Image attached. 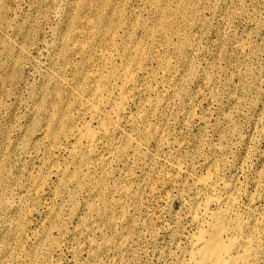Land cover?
Listing matches in <instances>:
<instances>
[{"label":"rangeland","instance_id":"374dc122","mask_svg":"<svg viewBox=\"0 0 264 264\" xmlns=\"http://www.w3.org/2000/svg\"><path fill=\"white\" fill-rule=\"evenodd\" d=\"M8 1L7 0H1L0 1V3H1V5H0V8H1L0 9V12H1L0 13V17H1L0 18V29H1L0 35L2 36V37L0 36V44H1L0 45V48H1L0 49V94H1L0 95V97H1L0 101H2L1 102L2 105L0 104V108H1L0 112L2 113V114H0V133H1L0 134V144L4 143L3 147H2V145H0L1 146L0 147V170L4 172V173L0 172V176H1L0 181H2L1 185H0L1 186L0 196L3 197V198H1V199H3V202L5 200L8 202L9 199H10V201L11 200L13 201L14 200L13 198L14 197L16 198L18 196L19 191H20V187L22 184H25V186L27 185L26 187L29 190H32L34 188V184H35L34 181L36 182L37 180H39V178H41V176L43 177V175L44 176L47 175L50 166L51 165L53 166L52 162H48L51 160L50 152H48L49 146H51V145H50L48 139L46 137H43L42 138L43 140H38V136L36 135V134H38L37 131L39 130V128L41 126L47 125V122H48L47 117H49V113H50V111H52L53 107L49 106L48 109L46 108V109L40 110L36 101L41 96H49L48 98H51V95L54 91V83H55V77H56L57 72H59L61 70H65V69L68 70L69 67L70 68L72 67V69H73L75 66L74 64L77 63L76 61H79V59H78V58H80L79 56L78 57L73 56L72 57V63H70V64H68V63L66 64L65 61H62L64 59V56H63L64 51L67 49L66 48L67 42H65L64 38H65L66 34H68L67 32H69L68 26L70 25V21L72 19L71 17H75L76 15H78V16H76L78 21H79V23L77 25H78L79 31H82L83 26L81 24H83V22L85 23L86 21L90 20L92 18V14H93L92 11H94V10H92V9H94V5L93 6L90 5V3L94 4V2H92L91 0H82V1L81 0H63V2H62V0H59V1L53 0L54 2L52 0H49V1L46 0L47 2L45 0H35V1L34 0H8ZM18 1H19V3H18ZM86 1L88 3H86ZM105 1L110 2L111 0H105ZM177 1L176 0H170L169 1V2H171V3H169L170 9L173 12H175V10L178 6ZM210 1L211 0H202V2H203L202 3L199 0L198 3L199 4L201 3L202 5L200 6L201 8L200 7L198 8V10H197L198 12H196V14L198 16V20L200 19L196 26L194 25L191 27V24L193 23L191 21L190 25L186 28L183 20H181L180 18L177 19V17L175 15H169L170 18L172 19V22H174L175 24L177 23V25L179 26L180 34L182 32H183L182 34L186 33L188 39H190V41L193 44L192 47L194 48V51L191 53V58H190L191 64H192L191 65L192 70L187 73L188 78L186 77L187 83L185 84V86L186 85L187 86L183 89L184 95L180 99L181 101L176 103V105L174 106V108L171 112V114H173V115H171L170 121L168 122V127H167L168 132H166V138H167V142L169 141V146H167L168 145V143H167V145L165 147H157L153 141H151V142L149 141V143L148 142L146 143L145 149L147 152L153 154V156H154L153 163H151L150 166L142 169L144 166L142 165L141 161L133 158L134 161L132 160V164H130L131 165L130 167H132V171L134 172L135 177H136L135 182L136 181L137 182L135 184H137L139 182L138 184H141L142 188L140 189L139 199L137 202L138 204H136V209H134V211L132 213L131 243L129 244L130 246L127 248V251H125V253H124V256H123L124 262H122L121 264H185L183 259L185 258L186 251L189 248V243H190L191 237L195 234V232L197 230V226L192 225L193 223L189 219L190 207L195 203V201H196L195 199L198 197V193L200 190L198 187V184H196V183H197L199 178L205 177L207 174H209V171H210V174H213V179L215 180V182L219 186H222L224 184L228 185L229 183H230L229 185H231V186L236 185V188L238 189L237 191H238L240 204L243 207H247V206L251 205L253 210L261 215L260 222H262V223L259 224L260 225L259 227L261 230V238H262L261 240H262L263 244L261 247L262 249H260L261 257L259 260V264H264V0H212L211 2ZM77 2H79V3H77ZM127 2L124 3L125 8L127 9L126 10V16L132 17V24L135 23V21L137 20V17H138V19H145V18L147 19L149 17V14L147 12L148 10L145 7L146 4L144 3L145 2L144 0H136V1L135 0H130V1L128 0ZM80 3L82 5V7H81ZM84 3H85V5H84ZM7 4L8 5L11 4V5L8 6ZM57 5L60 7H58ZM50 6L53 9L55 7L56 10L55 9L51 10ZM2 7L5 9V11ZM46 8H47V10H46ZM90 8H91V10H90ZM131 8H133V10ZM41 9H43L46 12H44ZM11 10L13 13L11 12ZM135 10L136 11L138 10V11L136 12ZM21 11L24 12L25 14H23ZM40 11L41 12L43 11V12L41 13ZM16 12H17V14H16ZM84 12H85V14H84ZM222 13H226V14H222ZM59 14H61V15H59ZM64 14H65V16H63ZM11 15H12V17H11ZM58 15L60 16V18ZM147 15H148V17H147ZM89 16H90V18H89ZM13 17H14V19H13ZM78 17L81 19L79 20ZM87 18H89V19H87ZM203 18H205V19H203ZM26 19H28V20L26 21ZM37 19H38V21H37ZM54 19L56 21H54ZM83 19H86V20L84 21ZM43 20H45V21H43ZM50 20H52V21H50ZM64 20H66V21H64ZM81 20H83V21H81ZM18 21L20 22V24ZM24 21L27 22L26 25H25ZM133 21H134V23H133ZM11 22H13V23L11 24ZM57 22L59 24H57ZM3 23L4 24L6 23V24L4 25ZM8 23H10V25ZM15 24H16V26H15ZM181 24H183V25H181ZM229 24L232 26H230ZM40 25H41V27H40ZM42 25L45 26V28ZM11 26L12 27L15 26V27L12 28ZM33 26H35V27H33ZM49 26H50V28H49ZM55 26L57 27V29L55 28ZM9 27H11V28L9 29ZM19 27H21V28H19ZM31 27H33L35 29V31ZM40 28L42 31L40 30ZM62 28L64 31L62 30ZM193 28L194 29L196 28V29L194 30ZM3 29H4V31H3ZM61 30L63 33L61 32ZM229 30H231V31L228 32ZM27 32H29V33H27ZM50 32H52V33L50 34ZM64 32H65V34H64ZM225 32H226V34H225ZM141 33H142L141 31H137L136 35L138 37H140V36H142ZM61 34H63V35H61ZM196 34H198L197 37L195 36ZM31 36H33V37H31ZM36 36H38V37H36ZM3 37H4V39H3ZM28 37H30V38H28ZM62 37H64V38H62ZM33 38H35V43H33L34 42ZM36 38H38V39H36ZM171 38H172L173 43L178 42L177 36H171ZM5 39L6 40L8 39V40L6 41ZM59 39H61V40L59 41ZM62 40H64V41H62ZM158 40L160 42L162 40V37H159ZM55 41H57V42H55ZM31 42H32V44H31ZM52 42H53V44H52ZM243 42H244V44H242ZM47 43L50 45V47ZM19 44H20V46H19ZM26 44H28V46ZM70 44H72V43H70ZM21 45H23V46H21ZM6 46L9 47L10 49L7 48ZM12 46H14V47H12ZM11 47L14 50L13 49L11 50ZM54 48H55V50H54ZM34 49H35V51H34ZM37 49L39 51H37ZM204 50H206V51H204ZM2 51H3V53H1ZM5 52H6V54H5ZM9 52H10V55H9ZM38 52L43 54V55L40 54L41 55L40 56ZM55 52H56V54H55ZM13 53H14V55H13ZM18 55H19V57H18ZM20 55L22 58L20 57ZM45 56L50 58V59L51 58H53V59L50 60V59L46 58ZM9 57H10V60H9ZM20 58L23 59V62ZM203 58L205 60H203ZM35 59L36 60L40 59V60L36 62ZM19 60H20L21 64H20ZM59 60H61V62ZM6 61H7V63H6ZM29 61H30V63H29ZM192 61H193V63H192ZM2 62H4L5 65ZM1 63H2V65H1ZM40 63H41V65H40ZM213 64H214V66H213ZM199 65H201V66H199ZM53 66H55V67H53ZM63 67H64V69H63ZM25 68H26V70H25ZM19 69H21L22 72ZM17 70H18V72H16ZM39 70H40V72H39ZM7 71H10L11 73L12 72L13 73L15 72V73L11 74L10 72H7ZM55 72H56V74H54ZM205 72H206V74L211 73L212 77L215 76V77H213V80H214L213 82L215 84L212 87H207L205 81H203L204 76L206 75ZM8 73H10L9 74L10 77H9ZM41 73H43V74H41ZM5 74H6V76H5ZM45 75H46V77H45ZM52 75H53V77H52ZM216 75H217V77H216ZM13 76L15 79L13 78ZM24 76H26V78ZM3 77H5V78H3ZM17 77L18 78L20 77L22 81L20 80V78L18 79ZM48 77L52 78V80H50L51 83L49 82V84L51 86L50 85L47 86V84H46ZM67 77H69V75ZM26 79H27V81H26ZM192 82H194V83H192ZM216 82H217V84H216ZM1 83L3 85L6 84V86H8V87L6 88L5 85L2 86ZM14 84L16 86H14ZM33 85H36V86H33ZM43 85H45V86H43ZM19 86H20V88H19ZM41 88H44V89H41ZM19 89L23 90V91H20ZM47 89L50 91L48 92ZM26 90H27V92H26ZM40 90H42V91L40 92ZM14 91H15L16 95L14 94ZM21 92L24 95L21 94ZM18 93H20V94H18ZM8 96H9V98H8ZM36 96H38V97H36ZM35 98H37V100ZM145 98H151V97L146 96ZM16 100H17V102H16ZM26 100H27V102H25ZM190 101H191V103H190ZM3 102L4 103L6 102V103L4 104ZM23 102H25V103H23ZM140 103H141V101L139 103L138 102L132 103V112H136L138 110ZM9 104L14 105L15 107L12 105H9ZM32 104L33 105L35 104V105L33 106ZM34 107H35V110H34ZM186 108H187V110H185ZM196 108H199V109H196ZM37 109H38V111L36 113ZM12 110H13V112H12ZM193 111H194V114L195 113H197V114L194 115ZM7 113H9V114H7ZM181 113H183V115ZM2 115H4V116L1 118ZM230 115L233 117H231ZM17 116L18 117L20 116V117L17 118ZM21 117H23V118H21ZM40 117H42V118H40ZM203 118L205 121L203 120ZM227 118H230V121H227ZM24 119H25V122L27 123L26 124L27 126H25ZM18 120L21 122L19 123ZM10 121H11V124H10ZM156 123H157V121L153 118H151L149 120V124L152 127L155 126ZM172 123H173V125H172ZM2 124H4V125L2 126ZM5 124H7V125H5ZM16 124H18V125H16ZM29 126L31 129H29ZM7 129L8 130L11 129L10 130L11 132L8 131ZM23 129L25 131L27 130L28 133H27V131L25 132ZM124 129L130 130V127L126 125ZM6 131H7V133H6ZM20 134H22V135H20ZM133 134H135V133L133 132ZM168 135H170V136H168ZM22 136H25L24 138H26V139H24ZM21 138H22V140H21ZM8 140H9L10 144H9ZM14 140H15V142H14ZM23 140H25V141H23ZM44 140L46 141V143ZM35 141L36 142L40 141V142L38 144H35L36 143ZM18 142H19V145H18ZM47 143H48V145H47ZM40 144H41V146H38ZM179 145L181 148L179 147ZM12 148H14V150ZM220 148H221V150L219 151ZM40 149H42V150H40ZM31 152H33V153L30 154ZM35 152H37V154L34 155ZM172 152L175 154H173ZM10 153H11V156H9ZM43 154H44V157H43ZM13 155H15L16 157L15 156L13 157ZM60 155H61L60 161L62 163L68 159V156H67L68 154L66 152H62ZM47 156H49V157H47ZM183 157H184V159H183ZM179 158H181L180 162H179ZM25 161H26V163H25ZM44 161H45V163L47 161V163L44 164ZM3 162L5 164H3ZM114 162H113L114 164L113 163L112 164H113V169L115 171L123 169L122 163H117L116 161H114ZM159 162H161L162 164H160ZM171 162H172V164H171ZM178 162L182 166L185 165L184 167H186L187 172L179 173L177 171L176 166L179 165ZM211 164H212V166H211ZM5 165H6V167H5ZM209 167H211V168H209ZM161 168H162V170H161ZM213 168H218V169L220 168V169L214 171ZM28 169H29V171H28ZM167 169L170 171H168ZM190 170H192V171H190ZM6 173H8V174H6ZM28 173H29V175H28ZM157 173H158V175H157ZM216 174H217V176H216ZM11 175H12V177H11ZM179 175H181V177ZM148 176H150V177H148ZM29 177H31V178H29ZM4 178H6V179H4ZM123 178L111 177V179L109 181V186L113 187L116 184L117 185H123V184L129 185V183L123 181ZM187 178H189L190 180L189 179L187 180ZM9 179H11V180H9ZM218 180H219V182H218ZM51 181L52 182L49 185L45 186V188H44L45 190H43L41 196L37 199V201H36L37 203L35 204V206L33 207L32 211H31L32 215H31V213L27 214L26 218L24 220H22V223L19 225V227H16L18 225V223H17V216L15 213H13V212H5L4 213L3 212L2 217L3 216L4 217L0 219V221H1L0 223L6 224L7 232L6 231L2 232L0 230V249H2L1 247L4 248V246L7 248H11V249H9L11 252L10 259H9L10 264H12L13 262H14L13 264H28L29 254L32 255L35 253V250L39 245L38 240L40 238H43V240L41 242V247H39V249H41V250H40V253H38V255L40 256L39 257L40 262L35 263V264H46V262H47V264H59V263L60 264H85V263L86 264H103V263L104 264H113V262L115 260L113 258H117V256L115 254H113L114 251H112V250L106 251L101 255V257H100L101 260L100 259L95 260L92 257L91 246H90L89 240L93 238V240L100 243V242H102L103 238H109L110 237L111 239H113L114 237L118 236L119 233L123 232L125 230V228H123V227H117L116 228L114 226H112V228H111V226H107V225L102 226L100 221H98V219L95 218V216L90 215L86 211L87 202L88 201L91 202L92 199L89 200L85 193H84L85 195L83 193H78L74 206L67 199H65L62 202L59 198H55L56 195L54 193H55V190H57L58 181H57V178L55 176H53ZM121 181H122V183H121ZM258 181H259V183H258ZM6 182H7V184H6ZM12 182H13V184H12ZM4 183L6 186L4 185ZM16 183H17V185H16ZM168 183H171V184H168ZM9 185H11L12 187H10ZM16 186H17V188H16ZM2 187H4V188L6 187L8 190L10 188L11 191L10 190L8 191V190H6V188L4 189ZM13 187H14V190L12 189ZM154 187H155V189H154ZM152 189H154V190H152ZM6 191L8 193H10L11 195L10 194L8 195ZM153 191H155V192H153ZM46 192H48L49 194L48 193L46 194ZM183 192L186 194L184 195ZM151 193H154V195ZM1 194H3V195H1ZM5 195H6V197L7 196L8 197L6 198ZM107 198H109L108 201H113V199L115 197H113L112 195L109 194L107 196ZM57 200H58V202H57ZM252 200H253V202H252ZM10 201L8 203H10ZM39 201H40V203H39ZM93 201H94L93 203L98 202V200L95 198L93 199ZM190 201H191V203H190ZM192 202H194V203H192ZM49 204L54 205L60 214V216H59L60 218H56V220H54V222H53V227H50V228H48V226H49L48 223L50 221H52L54 217H50L47 214L46 206ZM73 208H76L75 211L78 212V214H79V217H76V219L72 215V209ZM212 209H213V206H212ZM61 210H62V212H61ZM113 210H114V208H113ZM118 211H119V209H116L115 212L113 214H110V215L111 216H117ZM150 214H152V216ZM69 216H70V218H69ZM147 216H149V217H147ZM246 216H248V214H246ZM88 217H89V219H88ZM7 218H8V220H6ZM12 218H14V220ZM84 218L86 220H88L90 228L93 229V233H91L90 235H87V230H82L83 232H81V233H77V234L75 233L77 231L76 229L81 227V219H84ZM11 219L14 222H12ZM44 219H45V221H44ZM252 219H254V218H252ZM91 220H93V221H91ZM10 224H12L14 226H12ZM78 224H80V225H78ZM10 226H12L11 230H10ZM99 226H100V228H99ZM102 228H104L103 229L104 232H102V230H101ZM46 230L48 232L47 237L45 236ZM51 230H53V231H51ZM5 234H6V237L4 236ZM67 236L69 238H67ZM22 238H23V240H22ZM35 238H36V240H35ZM2 239H4V240H2ZM5 242L7 243V245ZM23 242H25V243H23ZM9 244H11V247ZM62 244H63V246H62ZM23 247L25 250L22 249ZM56 248L58 251L56 250ZM85 251H86V253H85ZM1 255H2V250H0V258H2ZM21 255L23 257H21ZM24 255H26V257ZM78 259H79V261H78L79 263L76 261ZM99 261H100V263H99ZM181 262H183V263H181Z\"/></svg>","mask_w":264,"mask_h":264},{"label":"bare ground","instance_id":"6f19581e","mask_svg":"<svg viewBox=\"0 0 264 264\" xmlns=\"http://www.w3.org/2000/svg\"><path fill=\"white\" fill-rule=\"evenodd\" d=\"M91 1L94 2V4L90 3V5H92V6L94 5V9H92L94 11H92L93 12L92 18L90 20L86 21L85 23L83 22V24H81L83 26V30L79 31V29H78L77 24L79 23V21L76 17L78 15H76L75 17L70 16L72 19L70 21V25L68 26L69 32L66 31L68 34H66L65 38L62 37L65 39V42H67V45H66L67 49L64 51V55L62 54L64 56V59L62 61H65L66 64L67 63L70 64V63H72V57L73 56H77V57L79 56L80 57V58H78L79 61H76L77 63L74 64L75 66L73 69H72V67L71 68L69 67L68 70L67 69L61 70L62 69L61 68L60 69L61 71L57 72V74H56V72L54 73V74H56V77L54 76L55 77L54 91L51 95V98H48L49 96H41L40 98H38V100H37V98H35L37 100L36 102H37V105L39 106L40 110L46 109V108L48 109L49 106L53 107L52 111H50V113H49V117H47L48 118L47 125L41 126L39 128V130L37 131L38 134H36L38 136V140H43L42 139L43 137H46L48 139V141L51 145V146H49L48 152H50L51 160H52V161L50 160L48 162H52L53 166L52 165L50 166L47 175H45V176L43 175V177L41 176V178L38 177L39 180L36 179L37 181L36 182L34 181L35 184H34V188L33 189L31 188L32 190H29L26 187L27 185L25 186V184H22L20 187V191H19L18 196L16 198L14 197L13 201L12 200L10 201V199L8 198L10 203H8L9 201L7 202L6 200L3 202V199H1L3 197L0 196V219L4 217V216L2 217L3 212L4 213L5 212H13L17 216L18 225L16 227H19V225L22 223V220H24L26 218L27 214L31 213L33 207L37 203L36 202L37 199L41 196L43 190H45L44 189L45 186L49 185L52 182L51 180H52L53 176H55L57 178V181H58V183H57L58 187L54 193L56 195L55 198H59L62 202L65 199H67L74 206L78 193H83V194L85 193L89 200L92 199L91 202H89V201L87 202L86 211L90 215L95 216V218H97L98 221H100L102 226L107 225V226H111V228H112V226H114L116 228L117 227L125 228V230L123 232L119 233L118 236L114 237L113 239H111L110 237L109 238H103L102 242H100V243L93 240V238L89 240V243L91 246L92 257L95 260L100 259L101 255L104 252L112 250V251H114L113 254H115L117 256V258H113V259H115L113 264H121L122 262H124L123 261L124 260L123 259L124 253H125V251H127V248L130 246L129 244L131 243L132 213H133L134 209H136V204H138L137 202L139 199L140 189L142 188L141 184H138L139 182L137 184H135L137 181L135 182L136 177H135L134 172L132 171V167H130L131 166L130 164H132L133 158L141 161L142 165L144 166L142 169L150 166L151 163H153V160H154L153 154L147 152L145 149L146 143L147 142L149 143V141L150 142L153 141L157 147H165L167 145V143H168L167 146H169V141L167 142V138H166V132H168L167 131L168 122L170 121L171 115H173V114H171V112H172L174 106L176 105V103L181 101L180 99L184 95L183 89L187 86V85L185 86V84L187 83V79H186L187 73L192 70V67H191L192 64H191L190 58H191V53L194 51V48L192 47L193 44L190 41V39H188L186 33L182 34L183 33L182 32L180 34L179 26L177 25V23L175 24L174 22H172V19L170 18L169 15H175L177 17V19L180 18L181 20H183L186 28L190 25L191 21L193 22L191 24V27L194 25L196 26L200 20V19L198 20V16H197L196 12H198L197 10L202 4L198 3L199 0H178V1L176 0L178 2V6H177L175 12H173L169 6V3H171V2H169L170 0H144L145 1L144 3L146 4L145 7L148 10L147 12L149 14V17H148V15H147V17H148L147 19L146 18L145 19H138V17H137V20L135 21V23L133 21L134 24H132V17L126 16V10L127 9L124 6V3H126L128 0H111L110 2H106L105 0H91ZM200 1L202 2V0H200ZM62 2H63V0H62ZM18 3H19V1H18ZM77 3H79V2H77ZM86 3H88V2L86 1ZM0 5H1V3H0ZM10 5H8V6H10ZM80 5H81V3H80ZM84 5H85V3H84ZM58 7H60V6H58ZM81 7H82V5H81ZM43 9H41V10H43ZM50 9L52 10L53 8H51V6H50ZM54 9L56 10L55 7H54ZM131 9L133 10V8H131ZM46 10H47V8H46ZM90 10H91V8H90ZM4 11H5V9H4ZM11 12H12V10H11ZM44 12H46V11H44ZM22 13L25 14L24 12H22ZM16 14H17V12H16ZM84 14H85V12H84ZM222 14H226V13H222ZM59 15H61V14H59ZM63 16H65V14ZM11 17H12V15H11ZM59 18H60V16H59ZM89 18H90V16H89ZM89 18H87V19H89ZM13 19H14V17H13ZM55 19H54V21H56ZM80 19L81 18H79V20ZM203 19H205V18H203ZM27 20L28 19H26V21ZM83 20L85 21L86 19H83ZM83 20H81V21H83ZM37 21H38V19H37ZM43 21H45V20H43ZM50 21H52V20H50ZM64 21H66V20H64ZM12 23L13 22H11V24ZM8 24L10 25V23H8ZM19 24H20V22H19ZM26 24H27V22H25V25ZM57 24H59V23L57 22ZM181 25H183V24H181ZM15 26H16V24H15ZM15 26H13V27H15ZM50 26H49V28H50ZM230 26H232V25H230ZM11 27H9V29ZM33 27H35V26H33ZM33 27H31V28H33ZM40 27H41V25H40ZM43 27L45 28V26H43ZM19 28H21V27H19ZM55 28L57 29L56 26H55ZM40 30H41V28H40ZM62 30H63V28H62ZM62 30H61V32H62ZM3 31H4V29H3ZM34 31H35V29H34ZM137 31H141L142 36L138 37L136 35ZM230 31L231 30H229L228 32H230ZM27 33H29V32H27ZM51 33L52 32H50V34ZM64 34H65V32H64ZM225 34H226V32H225ZM61 35H63V34H61ZM197 35L198 34H196L195 36L197 37ZM171 36H177L178 42L173 43ZM31 37H33V36H31ZM36 37H38V36H36ZM159 37H162V40L160 42L158 40ZM28 38H30V37H28ZM3 39H4V37H3ZM33 39H34L33 43H35V38H33ZM36 39H38V38H36ZM60 40L61 39H59V41ZM62 41H64V40H62ZM55 42H57V41H55ZM70 43H72V44H70ZM31 44H32V42H31ZM52 44H53V42H52ZM242 44H244V42ZM23 45H21V46H23ZM26 45L28 46V44H26ZM19 46H20V44H19ZM12 47H14V46H12ZM12 47H11V50L13 49ZM49 47H50V45H49ZM7 48H9V47H7ZM54 50H55V48H54ZM34 51H35V49H34ZM37 51H39V50L37 49ZM204 51H206V50H204ZM1 53H3V51ZM14 53H13V55H14ZM5 54H6V52H5ZM40 54L41 53H39V55ZM55 54H56V52H55ZM9 55H10V52H9ZM21 55H20V57H21ZM41 55H43V54H41ZM18 57H19V55H18ZM46 58H48V57H46ZM48 59H50V58H48ZM51 59H53V58H51ZM9 60H10V57H9ZM21 60L23 62V59H21ZM39 60H36V62ZM203 60H205V59L203 58ZM59 61L61 62V60H59ZM19 62H20V60H19ZM2 63H4V62H2ZM2 63H1V65H2ZM6 63H7V61H6ZM29 63H30V61H29ZM192 63H193V61H192ZM20 64H21V62H20ZM4 65H5V63H4ZM40 65H41V63H40ZM199 66H201V65H199ZM213 66H214V64H213ZM53 67H55V66H53ZM64 67H63V69H64ZM21 69H19V70H21ZM25 70H26V68H25ZM7 72H10V71H7ZM16 72H18V70ZM21 72H22V70H21ZM39 72H40V70H39ZM10 73H8V75ZM41 74H43V73H41ZM205 74H206V72H205ZM46 75H45V77H46ZM68 75H69V77H67ZM5 76H6V74H5ZM9 77H10V75H9ZM24 77L26 78V76H24ZM52 77H53V75H52ZM213 77H215V76H213ZM213 77H212L211 73L206 74L204 76L203 81H205L207 87H212L215 84L213 82L214 81ZM216 77H217V75H216ZM3 78H5V77H3ZM13 78H14V76H13ZM20 80H21V78H20ZM50 80H52V78L48 77L47 81H46L47 86L50 85L49 84ZM26 81H27V79H26ZM192 83H194V82H192ZM216 84H217V82H216ZM4 85L6 86V84H4ZM4 85L2 84V86H4ZM14 86H16V85L14 84ZM33 86H36V85H33ZM43 86H45V85H43ZM7 87L8 86H6V88ZM19 88H20V86H19ZM41 89H44V88H41ZM20 91H23V90H20ZM41 91L42 90H40V92ZM49 91L50 90H48V92ZM26 92H27V90H26ZM14 94L16 95L15 91H14ZM18 94H20V93H18ZM21 94H23V93L21 92ZM146 96H149L151 98H145ZM36 97H38V96H36ZM8 98H9V96H8ZM27 100L25 102H27ZM140 101H141V103L139 104L138 110L136 112H132V103H135V102L139 103ZM1 102L2 101H0V104H1ZM16 102H17V100H16ZM25 102H23V103H25ZM190 103H191V101H190ZM9 105H12V104H9ZM12 106H14V105H12ZM196 109H199V108H196ZM34 110H35V107H34ZM185 110H187V108ZM37 111H38V109L36 110V113H37ZM12 112H13V110H12ZM0 114H2V113L0 112ZM7 114H9V113H7ZM181 114L183 115V113H181ZM193 114H194V111H193ZM195 114H197V113H195ZM4 115H2L1 118ZM19 117L17 116V118H19ZM231 117H233V116H231ZM21 118H23V117H21ZM40 118H42V117H40ZM151 118H153L157 121L156 125L153 127L149 124V120ZM25 119H24V122H25ZM203 120H204V118H203ZM227 121H230V118H227ZM18 122L20 123L21 121L18 120ZM10 124H11V121H10ZM18 124H16V125H18ZM26 124L27 123L25 122V126H27ZM3 125L4 124H2V126ZM5 125H7V124H5ZM126 125L130 127V130L124 129ZM172 125H173V123H172ZM29 129H31L30 126H29ZM10 130H8V131H10ZM132 131L135 134H133ZM6 133H7V131H6ZM27 133H28V131H27ZM20 135H22V134H20ZM168 136H170V135H168ZM22 137L24 138L25 136H22ZM24 139H26V138H24ZM21 140H22V138H21ZM23 141H25V140H23ZM8 142H9V140H8ZM14 142H15V140H14ZM19 142H18V145H19ZM39 142H36L35 144H38ZM45 143H46V141H45ZM3 144H0V145H2V147H3ZM9 144H10V142H9ZM47 145H48V143H47ZM38 146H41V144ZM179 147H180V145H179ZM14 148H12V149L14 150ZM40 150H42V149H40ZM220 150H221V148L219 149V151ZM37 152H35L34 155L37 154ZM62 152H66L68 154L67 155L68 159L63 163L60 161L61 160L60 154ZM32 153L33 152H31L30 154H32ZM173 154H175V153H173ZM9 156H11V153ZM14 156L15 155H13V157ZM43 157H44V154H43ZM47 157H49V156H47ZM184 157H183V159H184ZM180 159L181 158H179V162H180ZM26 161H25V163H26ZM114 161H116L117 163H122L123 169L115 171L113 169V164L115 163ZM179 162H178V164H179ZM46 163H47V161H46ZM46 163L44 161V164H46ZM159 163L162 164L161 162H159ZM3 164H5V163L3 162ZM171 164H172V162H171ZM6 165H5V167H6ZM184 166H182L181 164L177 165L176 166L177 171L179 173L187 172V169ZM211 166H212V164H211ZM209 168H211V167H209ZM219 169L213 168L214 171L219 170ZM161 170H162V168H161ZM28 171H29V169H28ZM168 171H170V170H168ZM190 171H192V170H190ZM0 172H3V171L0 170ZM6 174H8V173H6ZM217 174H216V176H217ZM12 175H11V177H12ZM28 175H29V173H28ZM157 175H158V173H157ZM179 176L181 177V175H179ZM111 177L123 178V181L129 183V185H126V184L125 185L124 184L123 185H117L116 184L115 186L110 187L109 181H110ZM148 177H150V176H148ZM29 178H31V177H29ZM189 178H187V180ZM4 179H6V178H4ZM9 180H11V179H9ZM1 182L2 181H0V185H1ZM218 182H219V180H218ZM121 183H122V181H121ZM258 183H259V181H258ZM6 184H7V182H6ZM12 184H13V182H12ZM168 184H171V183H168ZM196 184H198V187L200 190L198 193V197L195 199L196 200L195 203L192 202L194 204L190 207L189 219L193 223L192 225L197 226V230H196L195 234L191 237V240L189 243V248L186 251L185 258L183 259L184 263L185 264H259V260L261 257L260 249H262L261 247L263 244V242L261 240L262 239L261 238V230L259 227L260 226L259 224L262 223V222H260L261 215L259 213L255 212L253 210V208L251 207V205H249L247 207H243L240 204L238 191H237L238 189L236 188V185L231 186V185H229L230 184L229 183L228 185L224 184L222 186H219L215 182V180L213 179V174H210V171H209V174H207L205 177L199 178ZM4 185H5V183H4ZM16 185H17V183H16ZM9 186L12 187L11 185H9ZM14 187L12 188L13 190H14ZM0 188H1V186H0ZM2 188H4V187H2ZM16 188H17V186H16ZM154 189H155V187H154ZM154 189H152V190H154ZM6 190H8V189L6 188ZM9 190H10V188H9ZM155 191H153V192H155ZM48 192H46V194ZM3 194H1V195H3ZM7 194L9 195L10 193L7 192ZM109 194L112 195L113 197H115L113 199V201H108L109 198H107V196ZM151 194L154 195V193H151ZM185 194L186 193H184V195ZM5 197H6V195H5ZM94 198L97 199L98 202L95 201L96 203H93ZM57 202H58V200H57ZM252 202H253V200H252ZM39 203H40V201H39ZM190 203H191V201H190ZM212 206H213V209H212ZM113 208H114V210H113ZM75 209L76 208L72 209V215L76 219V217H79V214H78V212L75 211ZM116 209H119V211L117 212L118 215L117 216H111L110 214H113ZM46 211H47L48 216L54 217L53 220L48 223V225H49L48 228H50V227H53L54 220H56V218H60L59 217L60 214H59V211H57L56 207L52 204H49L46 206ZM61 212H62V210H61ZM246 214H248V216H246ZM31 215H32V213H31ZM150 215L152 216V214H150ZM89 217H88V219H89ZM147 217H149V216H147ZM14 218H12V219L14 220ZM69 218H70V216H69ZM252 218H254V219H252ZM6 220H8V218ZM13 220H12V222H14ZM44 221H45V219H44ZM91 221H93V220H91ZM10 225H12V224H10ZM78 225H80V224H78ZM12 226H14V225H12ZM12 226H10V230H11ZM99 228H100V226H99ZM103 229L104 228L101 229L102 232H104ZM0 230L2 232H4V231L7 232V228H6L5 223H0ZM53 230H51V231H53ZM76 230H77L75 232L76 234L83 232L82 230H87V235H90L91 233H93V229L90 228L88 220H86L85 218L81 219V227H79ZM47 234H48V232L46 230L45 231L46 237H47ZM4 236L6 237V234ZM36 238H35V240H36ZM67 238H69V237L67 236ZM2 240H4V239H2ZM22 240H23V238H22ZM42 240H43V238H40L38 240L39 245L36 248L35 253L32 255L29 254L28 264H35V263L40 262V258H39L40 256L38 255V253H40V250H41V249H39V247H41ZM23 243H25V242H23ZM6 245H7V243H6ZM9 245L11 247V244H9ZM62 246H63V244H62ZM1 248L2 249H0V250H2V255H1L2 258H0V264H10L9 259H10L11 252L9 249H11V248H7L5 246H4V248L3 247H1ZM22 249L25 250L24 247ZM56 250H57V248H56ZM86 251H85V253H86ZM24 256L26 257V255H24ZM21 257H23V256L21 255ZM76 261L78 262L79 259ZM99 263H100V261H99ZM181 263H183V262H181ZM46 264H47V262H46Z\"/></svg>","mask_w":264,"mask_h":264}]
</instances>
